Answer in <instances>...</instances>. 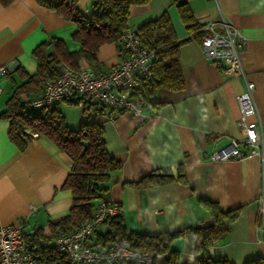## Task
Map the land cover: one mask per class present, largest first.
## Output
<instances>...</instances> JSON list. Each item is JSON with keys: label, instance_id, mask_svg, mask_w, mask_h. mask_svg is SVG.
Wrapping results in <instances>:
<instances>
[{"label": "crops", "instance_id": "0c3cea01", "mask_svg": "<svg viewBox=\"0 0 264 264\" xmlns=\"http://www.w3.org/2000/svg\"><path fill=\"white\" fill-rule=\"evenodd\" d=\"M187 2L198 24L224 19L244 38L241 63L246 79L254 84L253 99L264 129V0ZM92 4V0H76L85 16L93 13ZM163 13H167L177 40H186L179 49L183 88L158 90V103H144L138 116L113 111L109 118L105 108L95 116L103 128L108 154L121 163L103 184L105 194L121 208L127 231L148 236L208 223L210 216L202 201L216 202L222 209L239 208L229 231L209 248V254L231 264L264 260V213L258 200L262 161L248 153L244 159L228 162L207 158L212 149L239 137L237 96L244 90V78L226 75L220 65L204 57L200 42L186 32L171 0L130 7L128 28L135 31ZM75 31V24L37 0L0 2V67H11L0 78V226L20 228L24 235L42 229L49 244L54 239L50 223L67 214L72 205L70 191L63 188L72 162L46 137L31 132L25 149L18 150L8 137L9 120L1 114L24 73L36 72L34 48L57 38L68 51H77L79 44L71 39ZM122 56L114 44H104L95 63L82 60L80 67L105 72ZM58 109L66 125L78 129L81 109L68 102L60 103ZM240 149L247 152L243 146ZM164 168L171 169L174 177L181 174L182 180L142 188L130 185L152 170ZM107 231V224L100 225L93 242ZM196 240L192 231L173 240L171 247L179 253L181 263L192 262Z\"/></svg>", "mask_w": 264, "mask_h": 264}, {"label": "trees", "instance_id": "16d2710c", "mask_svg": "<svg viewBox=\"0 0 264 264\" xmlns=\"http://www.w3.org/2000/svg\"><path fill=\"white\" fill-rule=\"evenodd\" d=\"M37 1L56 12L65 21L75 24L76 31L71 35V39L79 44V49L68 51L65 43L57 38H51L36 46L32 51L37 65L36 72L33 75L23 72V81L12 91L1 116L9 120L8 137L18 150L25 149L32 139L29 133L31 132L37 137H46L72 162L70 173L63 183V188L71 193L72 205L67 214L49 225L52 236L56 237L78 228L93 216L98 202L107 196V188L103 184L109 181L112 172L121 168V163L108 154L103 140V128L95 120V116L102 113L103 109L99 111V107L85 102L81 109L80 125L78 129L71 130L58 109L59 104L35 109L31 107L30 102L40 94L43 83L58 74L60 65L76 71L80 68L82 60L93 64L96 62L99 47L104 44H114L117 53L122 56L124 51L120 39L129 29V9L132 6L146 5L150 0H92L94 10L90 16H85L78 10L76 0ZM0 2L7 5L10 0ZM171 3L176 7L186 32L200 42L202 25L193 18L187 0H171ZM135 34L140 44L154 53V58L150 77L143 79L131 90L130 95L134 100L154 106L158 103V90L179 91L183 88L179 49L186 40H177L167 13L143 23L135 30ZM180 180L181 174L174 177L171 169L164 168L152 170L130 185L142 188ZM202 204L210 216L208 223L155 236L127 231L121 216L111 217L103 223L107 224L108 231L100 235L94 245L105 247L113 241L124 240L133 249L149 256L150 264H185L180 262L179 253L172 249L171 244L184 232L192 231L197 240L194 258L190 264H231L225 258L212 259L209 248L225 237L240 209H222L212 201H202ZM23 239L26 249L36 262L69 264L64 254L56 252L49 245L42 229L38 228L29 235L23 234ZM245 264H264V260H252Z\"/></svg>", "mask_w": 264, "mask_h": 264}, {"label": "built area", "instance_id": "2783aa9c", "mask_svg": "<svg viewBox=\"0 0 264 264\" xmlns=\"http://www.w3.org/2000/svg\"><path fill=\"white\" fill-rule=\"evenodd\" d=\"M201 25L200 48L204 57L220 65L226 75L244 78V90L237 96L239 116L236 127L239 137L231 138L227 144L212 149L207 158L212 162H228L244 159L246 153L257 156L262 161L258 200L260 211L264 213V129L257 117L253 99L254 84L246 79L241 63L240 49L244 38L237 28L224 19L219 22L209 20ZM120 44L124 51L121 60L105 72H96L87 67L74 71L60 65L58 74L46 80L40 94L31 100V107L41 109L68 102L82 109L85 102H89L96 107L108 109L109 118L113 111L140 115L144 103L134 100L130 93L143 79L150 77L154 53L144 48L135 31L130 29L122 34ZM10 71V66H1L0 78ZM254 116L257 118L250 120ZM241 146L247 152L242 151ZM114 216H122L121 208L106 196L98 202L90 219L78 228L54 237L49 245L56 252L64 254L69 264H150L149 256L133 249L124 240L113 241L105 247L94 245L96 229ZM0 264L56 263L36 262L26 249L21 229L0 226Z\"/></svg>", "mask_w": 264, "mask_h": 264}, {"label": "water", "instance_id": "95a60500", "mask_svg": "<svg viewBox=\"0 0 264 264\" xmlns=\"http://www.w3.org/2000/svg\"><path fill=\"white\" fill-rule=\"evenodd\" d=\"M99 111H102V108H99Z\"/></svg>", "mask_w": 264, "mask_h": 264}]
</instances>
